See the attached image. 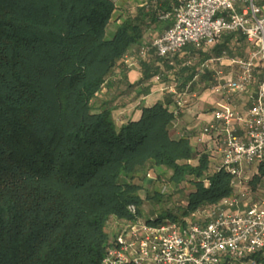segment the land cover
Instances as JSON below:
<instances>
[{"label":"trees","instance_id":"16d2710c","mask_svg":"<svg viewBox=\"0 0 264 264\" xmlns=\"http://www.w3.org/2000/svg\"><path fill=\"white\" fill-rule=\"evenodd\" d=\"M171 1L150 0L111 30L117 0H0V264H102L110 224L131 205L143 216L141 174L171 171L172 184L195 185L181 216L149 220L181 221L231 195L226 171L207 174L208 153L170 136L164 104L121 127L111 103L93 106L142 46L145 19L172 27L159 18ZM140 63L145 79L155 75ZM254 259L264 264V253Z\"/></svg>","mask_w":264,"mask_h":264},{"label":"built area","instance_id":"2783aa9c","mask_svg":"<svg viewBox=\"0 0 264 264\" xmlns=\"http://www.w3.org/2000/svg\"><path fill=\"white\" fill-rule=\"evenodd\" d=\"M159 18L172 20V27L138 56L125 55V66L133 67L151 55L169 59L190 45L200 49L224 35L240 33L254 52L249 59L234 61L235 77L211 90L229 98L250 93L255 84L258 90L246 112L233 109L229 102L217 103L213 122L202 131L212 138L214 158L220 160L216 172L231 176V195L177 222L149 220L135 205L129 206V218L115 222L118 232L111 237L102 264H257L254 256L264 253V190L254 183L258 168L264 167V13L255 0H177ZM259 70L261 81L256 78ZM155 79L161 82L162 75ZM194 98L196 102L197 93L186 89L176 105L185 109Z\"/></svg>","mask_w":264,"mask_h":264},{"label":"crops","instance_id":"0c3cea01","mask_svg":"<svg viewBox=\"0 0 264 264\" xmlns=\"http://www.w3.org/2000/svg\"><path fill=\"white\" fill-rule=\"evenodd\" d=\"M149 2L150 0H117L111 30L126 18L136 17L143 9L147 11ZM255 3L264 13V0H255ZM242 8L243 3L240 2L238 11L241 12ZM145 23L142 46H132L126 55L138 56L140 49L168 31L163 25L152 23L150 18L145 19ZM253 52L254 48L242 34L224 35L214 45L200 49L190 45L169 59L158 60L155 55L151 59L149 56L150 58L143 60L151 74L155 73L149 79L144 77L141 61L128 68L121 60L101 91L104 96L98 95L94 100L95 109L99 110L101 105L111 103L115 108L113 117L117 126L121 127L130 120L140 118L142 108L164 104L174 114L170 136L173 139L188 138L194 149L202 148L206 151L204 153L210 155L212 164V158L216 162L214 144L210 136L202 135V131L213 122L217 103L229 102L233 109L246 112L252 107L251 95L258 90V85L255 84L248 94H237L230 98L214 94L211 88L233 79L238 72L234 61L249 59ZM158 74L162 75L161 82L155 79ZM256 78L261 81V70L256 71ZM186 89L192 95L196 92L198 98L196 102L194 98L192 105L181 110L177 107L176 100ZM256 175L255 185L264 190V167L258 168Z\"/></svg>","mask_w":264,"mask_h":264},{"label":"rangeland","instance_id":"374dc122","mask_svg":"<svg viewBox=\"0 0 264 264\" xmlns=\"http://www.w3.org/2000/svg\"><path fill=\"white\" fill-rule=\"evenodd\" d=\"M175 4H176V0H172V4H171L173 5L172 8L174 7ZM101 94L102 96H104L103 92H100L99 96H101ZM195 150L200 156L204 154V152H206L202 148ZM211 160H212V164H210V170L207 173L209 175L216 172V168L219 165V163H217L219 162V159H216V162H213V158ZM171 176H172L171 171L167 172L161 170L152 171L150 172V175L148 173V174H141L138 176L137 182L143 186L142 197L145 199L142 210L144 217L153 214L156 216L166 215L169 212L176 214L178 216L182 215L183 208L186 206V202H187L186 199L188 198L189 194L195 190V185L187 181L180 186H176L170 182ZM164 188H166L167 191L165 193H162ZM155 192H160L161 195L160 201H157L156 199H152V196L154 195ZM116 227L117 225H115L113 221L110 224V229H109V233L111 234V237L118 232V228ZM233 264H249V263L234 262Z\"/></svg>","mask_w":264,"mask_h":264}]
</instances>
